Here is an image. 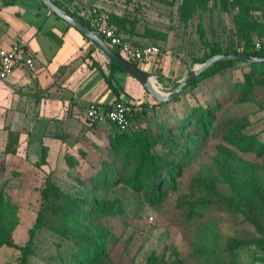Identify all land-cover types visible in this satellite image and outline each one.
Here are the masks:
<instances>
[{
  "label": "rangeland",
  "instance_id": "374dc122",
  "mask_svg": "<svg viewBox=\"0 0 264 264\" xmlns=\"http://www.w3.org/2000/svg\"><path fill=\"white\" fill-rule=\"evenodd\" d=\"M182 2L63 0L71 9L60 4L68 12L97 6L118 17L116 26L121 36L138 45H157V71L148 75L157 90L168 93L190 68L202 62L199 58L210 46L225 47L238 38L236 21L241 12L231 0H208L188 21L182 19ZM253 20L261 25L264 35L261 0L255 5ZM91 46L105 56L96 45ZM105 59L108 64L109 59ZM239 65L186 90L178 102H160L143 89L140 99H132V110L135 106L137 113L131 112L124 130L132 135L124 166L110 162L113 155L109 140L115 127L105 120L71 122L65 116L30 122L27 116V120L13 122L14 117H0V239L23 245L43 208V222L35 234L29 264H66L76 241L101 247L100 258L109 257V264H120L125 258L131 264H157L155 259H162L160 264L173 259H178V264H264V248L251 241L260 239L254 224L238 211L215 203L217 196L236 202L229 188L232 178L234 183L256 181L264 189V154L239 149L218 129L202 137V145L184 165L176 183L160 185L155 200L150 201L151 181L142 172V163L138 162L141 155L136 152L142 151V130H146L160 153L162 141L178 137L172 134V119L182 114L184 106H205L207 101L219 104L212 112L214 122L242 119L263 141L264 80L255 83L250 102L241 99L236 81H242L244 67ZM221 88L226 91L223 99L218 93ZM89 104L104 108L97 102ZM232 128H225V134ZM105 163L116 167L118 180L113 184L89 181L87 177ZM46 185L49 197L45 201L42 194ZM68 198L95 204L96 210L102 207L100 215L93 216L95 211L81 217L70 211L62 214V204ZM189 207H201L204 213L189 217ZM66 214H72L73 222L79 220L76 231L64 221ZM19 256L17 249L0 246V264H18Z\"/></svg>",
  "mask_w": 264,
  "mask_h": 264
},
{
  "label": "trees",
  "instance_id": "16d2710c",
  "mask_svg": "<svg viewBox=\"0 0 264 264\" xmlns=\"http://www.w3.org/2000/svg\"><path fill=\"white\" fill-rule=\"evenodd\" d=\"M258 0H231V5L237 7L241 12L240 20L236 21V34L237 41L235 43L231 42L227 44L225 47H222L219 44H214L209 47V50L203 54L199 61H204L210 56L216 54H247L254 56H264V35H262L261 25L253 20V10H255V5ZM55 4H57L60 8L67 11L65 7H63L59 1L53 0ZM208 0H183L182 6V19L183 21H188L192 14L198 9L203 7ZM264 3V0H261ZM102 10V9H101ZM103 11V10H102ZM68 12V11H67ZM106 15V20L109 25L115 27L116 32L120 34V31L117 28L118 17L114 14H110L109 12L103 11ZM72 17L80 21L81 23L87 25L90 29L92 27L78 12H69ZM93 30V29H92ZM94 31V30H93ZM95 32V31H94ZM121 35V34H120ZM102 39L103 36L99 35ZM257 36V37H256ZM87 42L90 45H94L88 38H86ZM128 41L129 38L124 37ZM131 42V41H130ZM256 42L261 44V48L257 49L255 47ZM133 43V42H132ZM118 54L122 55V53L118 49H114ZM123 56V55H122ZM127 60H129L132 64L141 69L145 74H149V71L143 68V63L134 60L130 57L124 56ZM156 59V64H157ZM239 63L243 65L244 70L242 73V81H236L237 87L241 92V99L246 101H251L254 96L255 86L260 84L261 80H264V62H244L238 60H230V59H220L212 63L210 66L205 68L195 79L186 84L180 93L170 99L169 102H178L181 101V94H183L188 89H194L198 87V85L204 80L214 78L219 74H222L228 70L239 67ZM99 65V64H98ZM109 73L105 75V81L108 86L111 88L112 92L116 95V100H121L120 94L123 91L120 86L117 88L112 82L114 78V72H123L128 74L125 70H123L118 64L109 60L108 61ZM155 66L153 69H156ZM129 75V74H128ZM255 83H257L255 85ZM176 86V84H175ZM145 92H148L144 88ZM220 99H223V94L226 93L222 88L219 89ZM123 101V100H121ZM130 104L133 105V101H130ZM161 104V103H159ZM147 104L142 103V106H146ZM216 101H207L205 106L202 104L191 105L186 108L184 106V111L177 118H173L169 123L173 126V135L178 136L177 138L171 140H164L160 143V153H158L156 149V143L154 140L146 134V130H142L144 134V145L142 146V151H136L141 155L140 160L142 164V172H146L151 181V193H150V201L155 200V196L157 194L160 185H164L167 181L171 183H176V180L181 176L184 165L192 158L196 149L202 145V137L209 136L211 134H215L218 129L224 133V137L226 139L231 140L236 147L243 150H249L257 153V155L264 154V140L261 141L256 133L250 132L249 125L245 123L244 120L240 119L236 122L231 121L232 119L222 121L219 123L217 120L214 122V115L212 112L216 111L218 108ZM109 109V108H106ZM137 113L135 106L133 107L132 114L135 115ZM109 123V122H108ZM110 124V123H109ZM232 129L230 132L225 134L224 129L231 126ZM185 129H188L185 133ZM131 134L128 131H119L115 127V131L113 136L109 140V145L112 150L113 159L110 161L118 162L119 165L124 166L128 161V154L130 149H128V142L131 139ZM7 151V148H6ZM45 157V153H42V158ZM117 169L113 167L110 163L103 164L101 170L93 172L91 175L87 177L89 181L96 180L99 184H104L107 181L111 182V184L115 183L118 180L117 177ZM110 180H107V178ZM235 178L230 180L231 182V190L236 196V202L232 199L223 198L220 196L216 197L215 203H220V205L227 206V210L233 211L237 213H241L245 219L251 221L256 230L260 235V239H252V242H258L259 248H264V189L258 186L257 182L246 184L244 183V179L242 183H234ZM197 188L196 190H198ZM202 189H200V192ZM43 199L46 201L49 197V187L46 185L43 190ZM96 210L95 204H86L76 199L68 198L64 204H62V214L65 212H73L76 215L81 217L82 215H92L94 214L100 215V209L102 207H98ZM204 209L201 207L187 208L188 216L191 217L195 214H203ZM44 209H40L35 222L28 230V239L23 245H18L13 243L11 240L6 238L0 239V246L6 245L8 247H13L20 252L19 262L18 264H29L30 257L33 254V241L35 234L40 230L43 222ZM72 214H66L63 218L66 221L69 229L71 231H76L77 223L79 220L76 219L75 222L72 221ZM76 233V232H75ZM98 236V235H97ZM95 236V238H97ZM262 237V238H261ZM260 241V242H259ZM73 251L69 253V257L67 259L66 264H109L110 258L103 257L100 258V254L102 252L101 247H98L95 244H90L86 246L81 243V241H76L72 245ZM126 260V262H125ZM155 263H161L162 259H155ZM120 264H131V260L125 258L121 261ZM147 264H153L148 262ZM168 264H178V259H173L172 262H168Z\"/></svg>",
  "mask_w": 264,
  "mask_h": 264
},
{
  "label": "crops",
  "instance_id": "0c3cea01",
  "mask_svg": "<svg viewBox=\"0 0 264 264\" xmlns=\"http://www.w3.org/2000/svg\"><path fill=\"white\" fill-rule=\"evenodd\" d=\"M19 42L26 44L34 67L18 69L0 81V117L21 122L29 116L30 122H39L69 116V121L77 122L85 119L89 103L110 108L116 101L105 81L109 73L105 56L41 0H0V47ZM159 58L154 62L157 67ZM143 68L151 74L157 71L151 65ZM113 74L112 82L123 90L121 100L142 97L144 87L135 78L123 72Z\"/></svg>",
  "mask_w": 264,
  "mask_h": 264
},
{
  "label": "built area",
  "instance_id": "2783aa9c",
  "mask_svg": "<svg viewBox=\"0 0 264 264\" xmlns=\"http://www.w3.org/2000/svg\"><path fill=\"white\" fill-rule=\"evenodd\" d=\"M82 15L95 33L102 35L105 42L111 48L118 49L123 57L127 56L144 65L155 67L154 62L160 55L157 45H138L128 41L116 32L115 27L108 24L105 13L97 6L84 10ZM255 47L259 49L261 44L256 42ZM33 67L34 61L27 53L24 42L15 43L8 48L0 47V81L6 80L18 69L25 71ZM131 112L132 106L129 102L116 100L109 109L101 108L96 104H89L85 108L84 115L90 122L105 120L119 131H124L129 124Z\"/></svg>",
  "mask_w": 264,
  "mask_h": 264
},
{
  "label": "water",
  "instance_id": "95a60500",
  "mask_svg": "<svg viewBox=\"0 0 264 264\" xmlns=\"http://www.w3.org/2000/svg\"><path fill=\"white\" fill-rule=\"evenodd\" d=\"M43 4H45L54 14L62 18L65 22H67L71 27L79 31L82 35L88 38L91 42H93L104 54L105 56L118 64L123 70H125L130 76L135 78L138 82L142 84V86L148 91V93L154 97L156 100L160 102H166L175 97L180 93L182 88L188 84L190 81L195 79L205 68L210 66L217 60L220 59H230V60H238L244 62H264V56H254L247 54H216L208 57L202 62H199L197 65L190 68V71L184 75L180 80L177 81L175 88L168 93H163L152 85L150 78L151 76L145 74L141 69L132 64L129 60L124 58L122 55L118 54L113 48H111L104 39H102L98 34H96L92 29H90L87 25L81 23L74 17H72L69 13L61 9L57 4H55L52 0H41Z\"/></svg>",
  "mask_w": 264,
  "mask_h": 264
},
{
  "label": "bare ground",
  "instance_id": "6f19581e",
  "mask_svg": "<svg viewBox=\"0 0 264 264\" xmlns=\"http://www.w3.org/2000/svg\"><path fill=\"white\" fill-rule=\"evenodd\" d=\"M150 81H151L152 85L154 86V88H156L157 87L156 86L157 85L156 82L153 79H151Z\"/></svg>",
  "mask_w": 264,
  "mask_h": 264
}]
</instances>
